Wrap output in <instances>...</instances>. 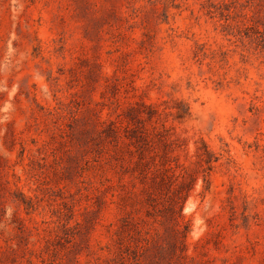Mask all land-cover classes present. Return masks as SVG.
Returning <instances> with one entry per match:
<instances>
[{
  "label": "rangeland",
  "instance_id": "rangeland-1",
  "mask_svg": "<svg viewBox=\"0 0 264 264\" xmlns=\"http://www.w3.org/2000/svg\"><path fill=\"white\" fill-rule=\"evenodd\" d=\"M0 264H264V0H0Z\"/></svg>",
  "mask_w": 264,
  "mask_h": 264
}]
</instances>
